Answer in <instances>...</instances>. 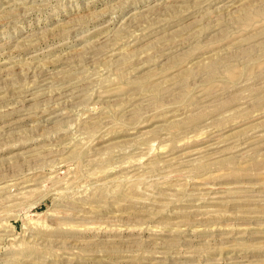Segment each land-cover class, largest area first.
I'll use <instances>...</instances> for the list:
<instances>
[{
    "label": "rangeland",
    "instance_id": "1",
    "mask_svg": "<svg viewBox=\"0 0 264 264\" xmlns=\"http://www.w3.org/2000/svg\"><path fill=\"white\" fill-rule=\"evenodd\" d=\"M5 263L264 264V0H0Z\"/></svg>",
    "mask_w": 264,
    "mask_h": 264
},
{
    "label": "bare ground",
    "instance_id": "2",
    "mask_svg": "<svg viewBox=\"0 0 264 264\" xmlns=\"http://www.w3.org/2000/svg\"><path fill=\"white\" fill-rule=\"evenodd\" d=\"M57 87V86H56ZM58 89V88H57ZM58 91V90H57ZM55 95V94H54ZM55 103V102H54ZM21 181V180H20ZM22 182V181H21ZM196 184V183H195ZM214 185V184H213ZM204 186V185H203ZM211 186V185H210ZM206 187V186H205ZM218 187V186H217ZM195 188H197V187H195ZM209 191V190H208ZM202 192V191H201ZM207 192V191H206ZM200 197V196H199ZM65 200V199H64ZM69 205V204H68ZM73 205V204H72ZM7 206H9V205H7ZM11 208V207H10ZM79 208V207H78ZM65 210V209H64ZM10 211V210H9ZM61 211V210H60ZM64 212V211H63ZM72 212V211H71ZM68 213V212H67ZM78 216V215H77ZM11 260V259H10ZM6 264V263H5Z\"/></svg>",
    "mask_w": 264,
    "mask_h": 264
}]
</instances>
